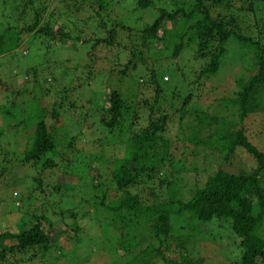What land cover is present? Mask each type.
Segmentation results:
<instances>
[{
	"label": "trees",
	"instance_id": "16d2710c",
	"mask_svg": "<svg viewBox=\"0 0 264 264\" xmlns=\"http://www.w3.org/2000/svg\"><path fill=\"white\" fill-rule=\"evenodd\" d=\"M35 1L21 0L18 6H13L15 10V7L19 9L16 19H21L23 13L30 14V18L21 29L10 26L0 29V55L18 48L22 42L20 36L23 34L32 33V39L44 41L56 37L59 40L70 38L66 29L68 26H76V22L71 20L72 13L77 12V7L81 8L80 5L87 0H58L62 6L54 15L60 17V12L64 10L67 17L62 18L55 28L48 19L43 20L49 13L52 15L54 10L44 15L46 8L43 5L36 6ZM91 1L95 3L97 10H104L112 2ZM131 1L132 12L144 11L153 6L152 0ZM168 1L171 8H157V15L150 25L139 30L141 45H145L150 39L160 40L158 32L165 30L168 24L174 27L180 24V30L174 29L172 33L168 32L163 36L167 40L164 49L159 50L161 57L175 59L184 48L192 45V59L206 61L196 74L197 81L199 78L208 81L216 75L222 63L226 52L225 45L234 42L237 48L244 50L243 54L247 57L245 59L243 54H238V59H235L234 56V60L239 61L236 66L243 67V70L234 73L233 87L229 93L213 96L210 101L203 96V101L200 92L192 93V90H198L197 87L188 88V85H195L196 80L186 83V94L173 89L170 90L169 97L164 90L162 73L158 74V67L152 66L153 69H149L147 66L146 82L155 87L150 103L141 105L129 99L134 98L138 89L137 82L130 80L127 81L128 91L125 96L113 90L107 104L95 101L101 111L99 126L107 130L111 143L123 147L125 155L120 164L110 171L105 187V182L100 181L98 174L90 177V184L95 191L90 203L94 207H102L108 216L119 218V234L108 248L114 251L113 248L117 246L123 250L121 264H155L156 261L162 264H204L201 256L191 258L190 249L198 245L196 237L199 235L200 226L216 221L238 240L237 264H264V236L261 232L264 222V151L247 139L242 125L251 112L249 107L253 104H257L255 112L264 111V98L261 97L259 101L254 97L255 93L261 95L264 89V45L260 43L258 32L252 36L244 33L239 26L238 15L231 11L230 0ZM245 2L248 3L247 8L241 6L242 11L250 13L246 18L254 22L251 1ZM215 7L225 8L229 13H215ZM104 25L102 23V27ZM115 28L130 30L125 24L116 22L108 32L109 37L94 39L89 50H93L97 44H113L111 39L115 36ZM73 29L77 31L78 28ZM75 38L80 43L86 42L79 35ZM231 50L235 51L232 48ZM133 58L138 59L135 64ZM137 63L142 66L145 64L140 51L138 54L131 53L120 75L124 76L130 65L131 70H134ZM174 101L178 105H173ZM196 101L205 102L207 108L195 107L193 102ZM34 102L35 105L28 112L22 107L15 114V125L22 128L33 126L29 143L23 152V162L36 164L46 161L44 167H47L53 165L52 160L44 156L53 153L56 137L70 141L74 139L66 137V130L57 123L54 109L49 114L55 123L46 124L47 109L40 100ZM140 106H146L149 111L146 116L147 124L143 129L134 124L137 121L134 112ZM229 106L234 107L238 121L233 122L222 114V109ZM9 113L8 111L7 115L10 117L14 115ZM127 117L130 118V130L125 134L127 131L120 127V122ZM173 122L174 128L168 125ZM58 129L61 130L60 134H56ZM187 143L196 149L195 152L191 150L190 155H196L198 147L216 151L220 155L218 168L207 174L203 180L196 173L193 182L189 183L184 175L189 167L179 158L171 157V150H176L178 145L187 148ZM237 150L246 153L252 162L248 170L240 169L235 172L229 169ZM101 158L98 157L103 161ZM106 163H114V160ZM155 181L156 186H145L154 184ZM108 187L119 193L118 197L107 199ZM53 188L56 192L59 190L58 186ZM137 188L140 190L134 191ZM64 215L60 213L61 218ZM69 217L73 218L74 214L70 212ZM30 218L32 220L25 223L18 232H0V261H4L7 255L30 254L34 257L36 252H40L42 256L50 248L51 238L42 229V222L49 223V219L44 213L31 215ZM112 219L108 220L107 225L114 224ZM142 223H145L143 228ZM140 229L147 231V236L131 234ZM74 230L78 231V228L74 226ZM143 243L145 244L141 247ZM171 255L174 257L170 258Z\"/></svg>",
	"mask_w": 264,
	"mask_h": 264
},
{
	"label": "rangeland",
	"instance_id": "374dc122",
	"mask_svg": "<svg viewBox=\"0 0 264 264\" xmlns=\"http://www.w3.org/2000/svg\"><path fill=\"white\" fill-rule=\"evenodd\" d=\"M19 1L21 0H0V29L6 26L21 29L29 21L30 14L26 13L22 14L21 19H16L19 9L15 7V10L13 6H18ZM118 1L112 0L107 8L97 10L95 3L87 0L80 5L81 8L77 7L79 10L73 12L74 15L72 13L71 20L76 22L73 28L78 29L76 31L68 26L66 31L70 33V38L59 40L56 37L44 41L32 39V33L23 34L18 48L0 55V232H18L25 223L32 220L31 215L44 213L49 223L42 222V229L51 238L50 248L42 256L40 252H36L34 257L30 254L7 255L0 264H121L123 250L117 246L113 248L114 251L108 248L119 234V218L108 216L102 207H94L90 203L95 196L90 177L98 174L100 181L105 182V187L110 171L120 164L125 153L122 146L118 147L110 142L107 130L99 126L101 111L95 101L107 104L113 90L125 96L128 91L127 81L130 80L137 82L138 89L134 98L129 99L141 105L150 103L155 87L146 82L147 66L149 69H153L152 66L158 67V74L162 73L161 79L167 94L173 89L186 94V83L196 80L195 85H188V88L197 87L198 90H192V93L200 92L203 101V96L210 101L213 96L229 93L233 87L234 73L243 70V67L236 66L239 61L234 60V56L238 59L236 56L242 55L244 50L237 48L234 42H228L216 75L208 81L203 78L197 81L196 74L206 61L192 59V45L184 48L175 59L160 56L159 50L164 49L167 40L163 36L168 32L172 33L174 29L180 30V24L176 27L168 24L165 30L158 32L160 40L150 39L145 45H141L139 30L150 25L157 15V8H171L169 1L152 0V8L135 12H132L131 0ZM250 1L254 22L246 18L250 13L242 11L241 6L247 8L245 0H230L231 11L238 15L239 26L244 33L252 36L258 32L260 43L264 45V2ZM35 4L46 8L44 15L54 10L53 16L49 13L43 19H48L54 28L61 23L62 18L67 17L64 10L59 11L60 17L54 15L62 6L58 0H36ZM213 12L229 13L225 8L217 7ZM116 22L125 24L130 30L115 28V36L111 39L113 44H97L93 50H89L94 39L109 37L108 32ZM102 23L105 24L103 27ZM76 35L86 42L80 43L75 38ZM231 48L235 51L232 52ZM138 51L142 53L144 66L137 63L136 68L131 70L130 65L126 74L121 76L124 63L129 60L131 53L138 54ZM243 56L247 58L244 54ZM135 58L132 60L134 64L138 60ZM254 97L259 101L261 97L264 98V89L261 95L255 93ZM35 100H40L47 109L46 124L55 123L49 114L54 109L57 123L66 130V137L74 139L70 141L56 137L53 153L44 156L52 160L53 165L47 167H44L46 161L36 164L23 162V152L29 143L33 126L22 128L15 125V114L22 107L28 112L35 105ZM193 104L201 109L207 108L205 102L196 101ZM173 105L178 103L174 101ZM256 105L249 107L251 112L242 125L247 139L264 151V111L255 112ZM146 109V106H140L134 112L137 117L134 124L142 129L147 124L146 116L149 111ZM8 111L9 115H14L8 116ZM222 114L233 122L238 121L232 106L223 108ZM129 122V117L120 122V127L127 131L125 134L130 130ZM168 125L174 128L175 123ZM60 132L58 129L56 134ZM186 145L189 147L178 145L170 153L172 158H179L189 167L184 172L189 183L193 182L196 173L203 180L218 168V152L198 147L197 154L190 155V151L195 152L196 149L188 143ZM99 156L103 161L98 159ZM112 160L114 163H106ZM232 161L229 166L231 171H245L252 166L249 157L242 150L236 151ZM156 182L145 186H156ZM56 186L59 187L57 192L53 188ZM104 187L101 186L102 189ZM139 190L140 188L134 189ZM118 195L108 187L107 199ZM70 212L74 214L73 218L69 217ZM60 213H64L65 217L61 218ZM110 218H113L114 224L109 226L107 223ZM125 219L123 215V220ZM181 224L184 225L182 222ZM74 226L78 231L74 230ZM144 226L145 223H142V228ZM261 232L264 236V222ZM131 234L147 236L148 232L140 229ZM196 242L198 245L190 249L191 258L201 256L204 264H237L238 240L220 227L217 221L200 226ZM155 264L162 263L156 261Z\"/></svg>",
	"mask_w": 264,
	"mask_h": 264
}]
</instances>
